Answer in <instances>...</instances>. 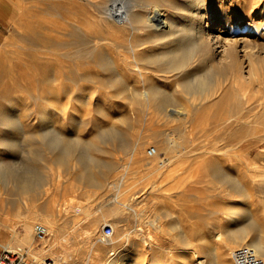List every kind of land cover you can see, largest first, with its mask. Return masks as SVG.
Listing matches in <instances>:
<instances>
[{"label":"rangeland","instance_id":"obj_1","mask_svg":"<svg viewBox=\"0 0 264 264\" xmlns=\"http://www.w3.org/2000/svg\"><path fill=\"white\" fill-rule=\"evenodd\" d=\"M5 1L7 7L0 5V160L28 167L36 192L19 193L12 185H0L3 205L0 207V246L6 249L18 246L19 220L30 216L31 234L34 224L47 226L49 221L56 231L47 228L48 235L43 241L32 234V247H20L38 258L50 257L56 264H111L121 259L133 262L136 256L138 260L134 264H151L155 259L162 264H179L181 256L175 258V249L181 248L189 252L197 250L199 257L189 264H199L203 259L206 264L209 254L221 255L233 264L228 246L233 235L225 228H216L225 214L204 211L198 217L184 207L198 201L208 203L210 208L213 204L229 206L234 199L226 200L219 193L210 195L211 184L203 171L204 178L200 176L199 181L206 180L207 184L206 181L200 184L203 189L200 188L198 196L204 194L202 198L195 191L181 201V193L175 189V173L170 172L175 168V118L159 115L148 120L130 119L127 104L112 94L117 81L116 68L125 82L132 75L124 62L130 55L127 46L131 30L126 22L108 11L112 0ZM176 1V7L192 5ZM253 1L209 0L207 8L212 9L211 16L216 11L221 13L220 17L233 16ZM95 2H102V6L96 7ZM159 6L161 11H166L165 2L160 1ZM252 14L251 19L242 20L252 21L248 30L242 27L244 24L241 29L218 21L212 28L213 34L227 40L257 41L254 35L257 33V42L264 44V19L256 12ZM174 18L181 21L180 14ZM229 23L232 25L236 20ZM143 33L138 32L134 37ZM213 50L219 55L223 48L217 46ZM236 51L241 77L251 82L257 78L264 81V63H249L244 57L249 49L240 43ZM260 57L264 59V47ZM197 59L185 69L187 73L194 72ZM144 67L153 89L169 92L174 99L175 94H180L179 90L184 87L182 76H177L167 64L149 59ZM125 82L121 80L118 87L124 88ZM183 97L188 106L187 97ZM10 121L14 125L7 127L5 122ZM109 131L118 132L127 143L136 145L138 165H132L122 180L120 173L129 164V154L119 144V137L112 140L105 135ZM53 135L80 143L72 153L63 154L49 144ZM8 139H14L17 146L4 148L2 144ZM149 146L156 149L154 157L146 155ZM263 148L254 147L247 161L254 160L256 164L248 167L245 162L241 168L254 171L258 165V170H263ZM247 149L249 146L240 156ZM80 153L85 160H79ZM91 158L98 160L97 167H87ZM157 166L160 170L155 169ZM225 168L234 175L230 167ZM250 175L256 177L253 172ZM255 180L250 183L259 185ZM255 197L263 199L264 193L257 191ZM69 200H72L71 207L63 212ZM44 201L53 207L54 216L32 209L31 205L37 203L39 207ZM125 206L137 209L139 217ZM256 218L264 223L263 213ZM223 221L219 223L226 227ZM136 225H140L143 235L150 234L152 240L148 243L140 238L129 240L125 234ZM234 225L231 223L228 227ZM104 226L112 228L109 238L102 234ZM200 233L203 239L199 243Z\"/></svg>","mask_w":264,"mask_h":264},{"label":"bare ground","instance_id":"obj_2","mask_svg":"<svg viewBox=\"0 0 264 264\" xmlns=\"http://www.w3.org/2000/svg\"><path fill=\"white\" fill-rule=\"evenodd\" d=\"M160 1L166 3L167 8L164 12L159 6ZM171 1L112 0L111 8L108 11L118 17L119 20L126 22L132 35L127 46L130 55L124 60L125 65L130 67L132 75L128 76L129 80L125 82L119 77L121 72L116 68L117 81L115 80L112 94L127 104L126 108L130 119L148 120L159 117V115L175 118V135L177 137L175 168L171 169L170 172L175 173V189L181 193L175 195H181V197L179 196L181 200L189 192L195 194L197 191L198 196L200 184H204L203 182L206 181H199V179L201 180V173L204 171L205 178L208 176V183L211 184L208 191L210 195L219 193L224 195V199H234V203H230L229 206L221 203L222 205L213 204L212 208L209 207L208 203L198 201L195 205L194 203L193 205H184L185 211L197 215H202L204 211L225 214L222 221L224 220L223 222L227 226L223 227L219 223L222 222L220 220L216 224V228H225L233 235V240L228 243L230 253L241 245H248L264 259V223L259 222V219L256 218L257 215L264 214V201H262L264 198L255 197L257 191L264 193V169L258 170V165H255L257 167L254 171L246 167L241 168L245 162L248 167L256 164V160V163L254 160L253 162L247 161L250 160L254 147L264 146V81L257 78L251 82L248 77L247 80L241 77L236 51V45L240 43L244 49H249L244 54L249 63L260 62L263 64L264 59L260 57V50L264 44L257 42L259 39L257 33L254 34L256 35L255 38H258L257 41H249L245 38L227 40L213 34L212 30L218 21L229 27L251 28V20L243 22L242 20L245 17L251 19L253 12L258 13L261 19H264V0H254L250 4L244 5L242 9L235 11L233 16L228 15L226 17H220L219 11L211 16L213 14L212 9L208 10L207 8L209 0H182L187 4H192H188L189 6L186 7L185 4L181 3H179L180 6L176 7L177 1L174 0L173 3ZM95 6L101 7L102 2H95ZM177 14H180L181 21L174 18V15L177 16ZM230 17L232 18L230 19ZM231 20H236V23L231 25L229 23ZM242 24L244 26L241 27ZM142 31L145 33L134 37L136 33ZM217 46L223 48L219 55H216L213 50ZM194 58H198L197 67L194 72L189 74L185 69ZM149 59L164 62L171 71H175L177 76H182L184 87L179 90L181 95L175 94L174 99L169 92L153 89L154 86L149 82V75L144 67ZM219 63L221 64L220 68H217ZM221 75H224L223 78ZM220 78L223 80H219ZM120 79L125 82L124 88L117 85L121 82ZM183 96L187 97L190 106L183 102ZM5 125L11 127L14 123L5 122ZM105 135L112 140L119 137V144L129 154V164H125L123 172H119L122 180L129 173L132 165H138V156L136 157L135 153L136 145L127 143L126 139L116 131H109ZM78 143L80 142H72L57 135H53L49 142L52 147L59 149L63 154H70L75 151ZM2 146L7 149L15 148L17 142L14 139H8ZM247 146L249 149L244 156H240ZM78 158L81 161L86 159L83 153H80ZM89 161L88 168L97 167L98 160L91 158ZM226 166L234 171V175L225 170ZM27 168L23 164L13 166L0 160V185H12L19 193L36 192L30 169ZM155 169L160 170L159 166ZM86 172L88 173V170ZM252 172L256 175L255 178L250 175ZM174 176L172 175V177ZM253 179H256L255 181H258L259 185L251 184L250 181ZM121 180H119L120 183ZM110 183L114 184V182ZM206 184L207 181L205 186ZM202 196L198 197L202 198ZM203 198L207 199L206 196ZM184 201L186 202L185 198ZM71 203L72 200H69L62 211L67 212ZM36 204L31 205L32 209H40L54 216L55 212L49 203L44 201L39 207ZM181 204L183 203L181 202ZM0 207H3L1 202ZM116 208L118 207L116 206ZM127 208L137 218L139 217L137 209ZM182 208L181 210H183ZM31 220L32 217L30 216L22 217L19 220L16 240V244L19 245L14 249H22L20 245L32 247L34 226L39 223L34 224L31 234ZM231 223L235 225L229 228ZM43 227L47 231L48 229L56 231L55 225L50 221L47 226L43 225ZM142 232L140 225H136L135 229L127 231L125 236L129 240L130 238H140L145 243L152 240L150 234L143 235ZM202 236V233L198 235L199 243L203 239ZM9 245L11 246V244ZM45 246L41 248L42 253L45 251ZM27 251L30 253L29 250ZM188 252L187 249L183 248L175 249V258L181 256L179 264H189L192 259L199 257L197 250ZM31 256L37 260L43 258H38L33 254ZM136 257L132 259L133 262L121 259L111 264H134L138 260ZM205 261L203 259L198 262L205 264ZM151 264H162V262L155 259ZM206 264L230 263L225 261L221 255L209 254Z\"/></svg>","mask_w":264,"mask_h":264},{"label":"built area","instance_id":"obj_3","mask_svg":"<svg viewBox=\"0 0 264 264\" xmlns=\"http://www.w3.org/2000/svg\"><path fill=\"white\" fill-rule=\"evenodd\" d=\"M157 154L155 147L149 146L146 149L147 157H154ZM103 236L109 238L112 235L110 226L103 227ZM48 235V231L43 225L34 226V236L37 240L43 241ZM233 264H264V259L248 245H241L231 253ZM0 264H56L50 257L35 259L22 249H6L0 246Z\"/></svg>","mask_w":264,"mask_h":264},{"label":"crops","instance_id":"obj_4","mask_svg":"<svg viewBox=\"0 0 264 264\" xmlns=\"http://www.w3.org/2000/svg\"><path fill=\"white\" fill-rule=\"evenodd\" d=\"M7 1L12 2V0H7ZM0 3H1V4H0L1 7H3V8H4L5 6H6V7L8 6V5H7V2H6L5 0H0Z\"/></svg>","mask_w":264,"mask_h":264}]
</instances>
